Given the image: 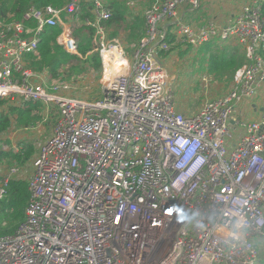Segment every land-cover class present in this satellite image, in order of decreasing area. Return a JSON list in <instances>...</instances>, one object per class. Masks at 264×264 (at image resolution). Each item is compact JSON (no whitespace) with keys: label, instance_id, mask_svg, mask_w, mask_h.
<instances>
[{"label":"built area","instance_id":"1","mask_svg":"<svg viewBox=\"0 0 264 264\" xmlns=\"http://www.w3.org/2000/svg\"><path fill=\"white\" fill-rule=\"evenodd\" d=\"M80 1L0 20V98L57 107L32 161L25 218L0 237V264H257L264 243L263 0H251L226 25L184 21V10L200 0H153L129 55L121 39L105 37L109 0H91L92 51L108 74L96 99L71 96V82H52L25 62L46 26L60 28L62 50L86 58L70 21ZM137 2L128 0V8ZM214 37L234 38L246 64L224 93L185 114L158 52ZM209 84L203 77V88ZM257 102L259 117L245 120ZM19 172L12 165L0 177V200Z\"/></svg>","mask_w":264,"mask_h":264},{"label":"trees","instance_id":"2","mask_svg":"<svg viewBox=\"0 0 264 264\" xmlns=\"http://www.w3.org/2000/svg\"><path fill=\"white\" fill-rule=\"evenodd\" d=\"M127 1L109 0L107 7L110 9V17L102 20L101 24L105 28L112 29L110 36L122 34L126 43H137L144 33V19L139 13L133 15L129 11ZM67 2L68 0H0V20L5 22L22 20L24 13L30 7L41 9L52 6L59 9ZM92 9L91 0H82L71 16L73 37L78 51L86 57L84 60L77 55L65 52L56 44L55 39L60 31L58 26H46L40 32L36 53L26 54V65L34 72H46L52 82L59 80L71 82L70 80H76L89 72L99 74L102 70L101 57L98 51H92L94 28L86 24L94 18ZM260 11L264 16V0L260 3ZM167 39L171 41L173 36H167ZM89 51L92 52L86 55ZM158 54H162V51ZM211 65L218 76L216 81H222L221 76L226 71L232 75L238 66L232 59L224 56L211 62ZM44 106L40 101L26 102L23 106H16L7 99L0 98V137L7 133L12 124L16 127L38 124L42 120ZM5 143H8L7 139L0 140V161H4L8 166L15 165L21 168L34 155L35 149L30 143H18L17 151L4 150ZM29 198L30 192L26 180L17 177L8 180L4 197L0 200V237L12 235L17 225L24 220Z\"/></svg>","mask_w":264,"mask_h":264},{"label":"crops","instance_id":"3","mask_svg":"<svg viewBox=\"0 0 264 264\" xmlns=\"http://www.w3.org/2000/svg\"><path fill=\"white\" fill-rule=\"evenodd\" d=\"M146 1L149 2V0H146ZM150 1L152 2L153 0H150ZM250 1L251 0H200L199 6L193 8V9H185L184 10V12H183L184 21H186L189 24H198V25H201L202 23H204L206 21H212L217 25H226V24H229L230 22H232V20L235 18V16H237L239 14L242 7L246 4H248ZM138 3H139V0L137 2V5H136L137 7L129 9V11L133 15H136L139 13L142 16V12H143L144 8L139 7L140 10L138 11ZM92 16L94 17L93 20H91V21L89 20L87 22L85 21L86 24L91 26V27H93V24L97 21L95 14L93 13V9H92ZM71 24H72V22H71ZM93 28H94V35H95L96 29H95V27H93ZM103 28H104V32H105V37L107 39L119 38L123 41L124 45L126 46V50L128 52V55H129V45L135 44V43H130V44L126 43L125 44L124 39H122V37H121L122 34H119L118 36H110V32L112 29L105 28L104 26H103ZM167 28L169 30V36H173L172 27L168 25ZM173 39H174V36H173ZM173 39H171V40H173ZM177 54L180 55L181 57L184 55H189L190 56L189 58L194 56L197 59V64L193 63V64H190L188 66V72L191 73V72H194L196 70L195 73H193L192 75H194V78L197 81V83L199 84L200 89L203 91L204 95L209 94L210 92H212L214 90H218L217 88H219V87H226L227 89L229 87H231L235 73L246 64L245 50H244L243 46L241 44H239L232 37L227 38V39H219L217 37H214V38H211L210 40H208L207 42L202 43L199 46H192L190 44H188V45L175 44L171 47V49L169 51L162 52V54H160V55L158 54V56H157L160 63L166 69L167 76L169 74L171 79H174V80H175V76L170 73V71H169L170 68H169L168 62L171 58L178 56ZM222 56L226 57L227 59H232L233 63H237L238 66L235 68L232 75H230L228 71H226L225 73L222 72V73H224L221 76L222 81H216L215 79L218 76L214 73L211 62L213 63L219 57H222ZM210 57H211V59H210ZM198 69L200 70V72L198 71ZM203 77H209L210 82H211V84H209L206 89H204L203 86L201 85V80ZM174 80L172 81V84H173ZM226 80H229V81H226ZM172 86L174 87V84ZM175 87L176 88L178 87V84L176 82H175ZM222 93H224V92H222ZM222 93H219V94H222ZM219 94H217V95H219ZM176 101H177L178 110L185 113V114H188V112L186 111V108H184V106H183V103H180L179 98H176ZM44 108H43L42 122H44V118L46 116L50 115L51 116L50 118H53L50 120L51 124L54 126L56 119H57V112L55 113V109H53V107H51V106H44ZM262 110H263V102H257L255 105V108H252L251 110H247L246 114L248 115V120L257 119L259 117L260 113L262 112ZM194 112H192V113H194ZM192 113H190V114H192ZM235 117H239V116L236 115ZM18 128L24 129L27 127H18ZM9 129H16L17 130V128L15 127V124H12L8 128L7 133L5 134L7 137H5V136L0 137L1 141L4 139H7L8 143H5V144L10 146V148H7V149H5L3 147L4 150H14V148L16 147L13 144V140L11 139L13 133H11L12 131ZM51 132H52V130H51ZM21 142L24 143V141H18L17 144L21 143ZM25 142L29 143L28 141H25ZM36 149H38V147ZM36 153H37V151L35 150L34 155L30 159L31 164H32L33 158L36 155ZM28 162L26 164L22 165L21 168L26 166L28 164ZM4 163H5L4 161H0V167L1 166L4 167V170L0 171V177L4 174V171L6 170V167H5L6 163L5 164ZM2 164H4V165H2ZM32 173H33V170H31V173L29 175H27V178H25V177H23V174L21 172H19L17 178L24 179V180L28 181V178L30 177V175ZM261 246L264 247V243ZM262 257H264V254L262 255ZM263 261L264 260H262V263H263ZM262 263H260V264H262Z\"/></svg>","mask_w":264,"mask_h":264},{"label":"rangeland","instance_id":"4","mask_svg":"<svg viewBox=\"0 0 264 264\" xmlns=\"http://www.w3.org/2000/svg\"><path fill=\"white\" fill-rule=\"evenodd\" d=\"M152 2L149 0L147 2L146 0H139L138 3V11L140 10L139 7L144 8L145 6L150 5ZM137 6H133L132 8H135ZM73 33V32H72ZM122 39L123 35H121ZM126 44V42H125ZM178 55V54H177ZM189 55H184V56H176L173 57L169 60V68H170V73L175 76V80L171 79L170 75L168 74V81L167 84L174 90V94L176 98H179L180 103H183L184 108H186V111L188 114L196 111L201 103L205 99H210L217 94L225 92L226 87H219L217 88L218 90H214L210 92L209 94H203V91L200 89L199 84L194 78V75H192L194 72L189 73L188 72V66L190 64L196 63L197 64V59L193 56L189 58ZM200 72V70L198 69ZM105 76L103 77L102 70L99 74L95 72H89L76 80L72 79L71 81V96L81 98V99H96L98 97H101L102 93V88L104 87L105 84ZM106 80V79H105ZM174 80L173 84L174 87L172 86V81ZM175 82L178 84V87H175ZM175 88V89H174ZM220 95V94H219ZM53 109H55V113L57 111V107L52 103L50 104ZM49 116V117H48ZM44 118V122L42 120L33 126H28L27 128H17L16 129H9L13 133L11 139L13 140V144L16 146L14 148L15 151L18 150V141H28L29 143L33 144L34 149H36L40 143H42L50 134L51 130L53 128V125L51 124V116L48 115ZM243 118L245 120H248V115L244 114ZM7 137L6 135H4ZM3 147L5 149L10 148V146L4 144ZM5 164V163H4ZM2 164V165H4ZM6 170H8L10 165L8 166L5 164ZM4 170V167H0V171ZM6 170L4 172H6ZM31 170H33V165L31 164V161L28 162V164L22 168H19V171L23 174V177L27 178V175L31 173ZM260 253L262 255L264 254V247L260 249ZM262 260H264V257H262L257 264L262 263ZM264 264V261L263 263Z\"/></svg>","mask_w":264,"mask_h":264},{"label":"bare ground","instance_id":"5","mask_svg":"<svg viewBox=\"0 0 264 264\" xmlns=\"http://www.w3.org/2000/svg\"><path fill=\"white\" fill-rule=\"evenodd\" d=\"M108 54H112V53H108ZM107 76H108V74L106 73V74H105V79H107Z\"/></svg>","mask_w":264,"mask_h":264},{"label":"snow or ice","instance_id":"6","mask_svg":"<svg viewBox=\"0 0 264 264\" xmlns=\"http://www.w3.org/2000/svg\"><path fill=\"white\" fill-rule=\"evenodd\" d=\"M168 212H169L170 215L172 214V210L171 209H169Z\"/></svg>","mask_w":264,"mask_h":264}]
</instances>
